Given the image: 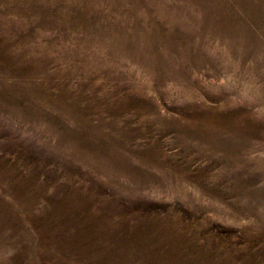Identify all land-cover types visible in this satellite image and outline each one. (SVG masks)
Instances as JSON below:
<instances>
[{
    "label": "rangeland",
    "instance_id": "374dc122",
    "mask_svg": "<svg viewBox=\"0 0 264 264\" xmlns=\"http://www.w3.org/2000/svg\"><path fill=\"white\" fill-rule=\"evenodd\" d=\"M0 264H264V0H0Z\"/></svg>",
    "mask_w": 264,
    "mask_h": 264
}]
</instances>
